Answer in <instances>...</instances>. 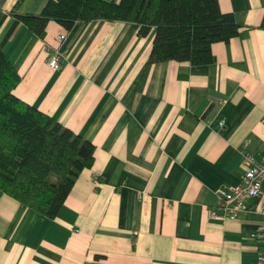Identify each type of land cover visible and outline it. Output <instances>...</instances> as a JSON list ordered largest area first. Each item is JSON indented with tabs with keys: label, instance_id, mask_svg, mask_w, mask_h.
I'll list each match as a JSON object with an SVG mask.
<instances>
[{
	"label": "crops",
	"instance_id": "crops-1",
	"mask_svg": "<svg viewBox=\"0 0 264 264\" xmlns=\"http://www.w3.org/2000/svg\"><path fill=\"white\" fill-rule=\"evenodd\" d=\"M46 2L0 0L13 92L89 139L94 160L53 218L0 195V264H254L264 181L235 216L207 211L244 148L264 155V0H218L241 27L199 64L150 62L154 27L128 20L50 19L40 38L16 15Z\"/></svg>",
	"mask_w": 264,
	"mask_h": 264
},
{
	"label": "trees",
	"instance_id": "trees-1",
	"mask_svg": "<svg viewBox=\"0 0 264 264\" xmlns=\"http://www.w3.org/2000/svg\"><path fill=\"white\" fill-rule=\"evenodd\" d=\"M16 16L40 38L50 19L66 28L97 18L134 21L141 35L154 27L150 62H210L212 42L229 41L241 27L218 0H47L39 14ZM20 78L0 47V195L53 218L79 172L92 164L95 146L14 94Z\"/></svg>",
	"mask_w": 264,
	"mask_h": 264
},
{
	"label": "built area",
	"instance_id": "built-area-1",
	"mask_svg": "<svg viewBox=\"0 0 264 264\" xmlns=\"http://www.w3.org/2000/svg\"><path fill=\"white\" fill-rule=\"evenodd\" d=\"M64 33L58 35L63 39ZM62 51L55 48L48 56L47 62L52 69H58L61 64ZM224 125V119L218 121V127ZM242 162L245 166L244 172L237 183L223 185L216 189V203L208 209L209 216L228 215L235 216L245 206L246 201L260 194L261 185L264 181V155L257 159L250 151L243 149ZM260 213L264 216V197L260 201ZM250 236L256 241V256L254 264H264V221L257 224L251 231Z\"/></svg>",
	"mask_w": 264,
	"mask_h": 264
}]
</instances>
